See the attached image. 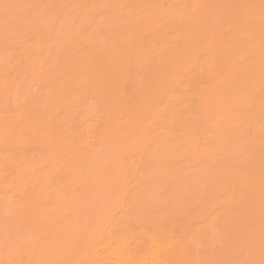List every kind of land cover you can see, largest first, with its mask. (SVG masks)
<instances>
[{"label":"bare ground","instance_id":"1","mask_svg":"<svg viewBox=\"0 0 264 264\" xmlns=\"http://www.w3.org/2000/svg\"><path fill=\"white\" fill-rule=\"evenodd\" d=\"M261 4L0 0V264H261Z\"/></svg>","mask_w":264,"mask_h":264},{"label":"snow or ice","instance_id":"2","mask_svg":"<svg viewBox=\"0 0 264 264\" xmlns=\"http://www.w3.org/2000/svg\"><path fill=\"white\" fill-rule=\"evenodd\" d=\"M2 7L7 11V9L12 7V5L4 4L2 5ZM261 10H262V14H264V0H262ZM261 264H264V261H261Z\"/></svg>","mask_w":264,"mask_h":264}]
</instances>
